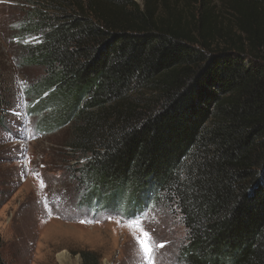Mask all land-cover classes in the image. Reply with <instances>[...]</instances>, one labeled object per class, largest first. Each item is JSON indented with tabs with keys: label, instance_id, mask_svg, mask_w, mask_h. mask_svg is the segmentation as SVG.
I'll use <instances>...</instances> for the list:
<instances>
[{
	"label": "trees",
	"instance_id": "1",
	"mask_svg": "<svg viewBox=\"0 0 264 264\" xmlns=\"http://www.w3.org/2000/svg\"><path fill=\"white\" fill-rule=\"evenodd\" d=\"M26 2L32 106L72 124L87 192L175 206L180 264H264V0Z\"/></svg>",
	"mask_w": 264,
	"mask_h": 264
},
{
	"label": "rangeland",
	"instance_id": "2",
	"mask_svg": "<svg viewBox=\"0 0 264 264\" xmlns=\"http://www.w3.org/2000/svg\"><path fill=\"white\" fill-rule=\"evenodd\" d=\"M26 3L0 0V88L9 101L0 125L4 264H62L57 258L62 251L68 264H82L83 250L94 252L99 264H144L134 235L139 231L128 226L138 217L154 245L164 244L155 248L154 264H180L185 228L175 206L162 199H142L123 208L119 200L107 203L106 186L98 188L99 198L90 194L81 169L84 159L70 146L72 124L53 130L41 127L45 111L32 106L35 99L29 90L44 70L20 61L24 46L38 39L21 33Z\"/></svg>",
	"mask_w": 264,
	"mask_h": 264
},
{
	"label": "snow or ice",
	"instance_id": "3",
	"mask_svg": "<svg viewBox=\"0 0 264 264\" xmlns=\"http://www.w3.org/2000/svg\"><path fill=\"white\" fill-rule=\"evenodd\" d=\"M33 39H37V38L34 37ZM27 42L28 41H25V43ZM41 184H43L42 181H41ZM109 219H111V217H109ZM83 222L84 221H82V223ZM88 222H91V221H88ZM128 226L130 228L138 229L139 231V234L134 233V235H135V240L139 245L141 257H142L144 264H154L155 248L157 246L162 248L164 247V244L161 243L159 245H154L151 234L149 233V231H146L144 227L142 226L141 218L138 217L135 220H130L128 223Z\"/></svg>",
	"mask_w": 264,
	"mask_h": 264
},
{
	"label": "bare ground",
	"instance_id": "4",
	"mask_svg": "<svg viewBox=\"0 0 264 264\" xmlns=\"http://www.w3.org/2000/svg\"><path fill=\"white\" fill-rule=\"evenodd\" d=\"M57 258H58V260L62 263V264H68L66 261H67V254H66V252H60V253H58V255H57ZM105 264H107L106 262H105Z\"/></svg>",
	"mask_w": 264,
	"mask_h": 264
}]
</instances>
